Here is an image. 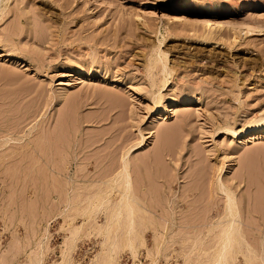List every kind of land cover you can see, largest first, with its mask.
<instances>
[{
	"label": "rangeland",
	"instance_id": "374dc122",
	"mask_svg": "<svg viewBox=\"0 0 264 264\" xmlns=\"http://www.w3.org/2000/svg\"><path fill=\"white\" fill-rule=\"evenodd\" d=\"M0 264H264V0H0Z\"/></svg>",
	"mask_w": 264,
	"mask_h": 264
},
{
	"label": "bare ground",
	"instance_id": "6f19581e",
	"mask_svg": "<svg viewBox=\"0 0 264 264\" xmlns=\"http://www.w3.org/2000/svg\"><path fill=\"white\" fill-rule=\"evenodd\" d=\"M3 9V8H2ZM206 14H211V10L210 9H206ZM204 25H205V27H208L209 28V30H211L212 29V27H216L217 29H222L223 27L221 26V25H219V24H212L211 23V21L209 20V19H206L205 20V23H204ZM8 56H10V55H8ZM11 59V58H10ZM168 109L169 108H165V113L166 112H169L168 111ZM260 129V128H259ZM251 130V129H249V128H245V129H243V130H241L240 132H238V134H240V135H246V133L247 132H249V131ZM254 130V129H253ZM255 131V130H254ZM257 131V130H256ZM234 134H237V133H234ZM138 146V145H137ZM133 147V146H132ZM138 149V148H137ZM130 152V151H129ZM126 154L128 155L129 153H128V151L126 152ZM125 155V154H124ZM125 158H127V156H125ZM124 159V158H123ZM124 161V160H123ZM125 163V165H124V167H122L121 169H122V172H121V175H117L118 177H119V179H118V181H115L116 182V184L118 185L119 184V181H120V184H119V186L118 187H122V193L120 194V198H121V201H117V204H120L119 202H121L122 203V205L124 206V205H127V210L126 211H128V213L131 211V210H133L134 208V206H132V204H130L129 202L130 201H132L131 200V198L133 199V194L131 193L132 191V181L130 180V175H129V171H128V169L127 168H129L127 165H130L129 164V162H124ZM128 163V164H127ZM123 164V163H122ZM121 165V164H120ZM120 174V173H119ZM118 177H116V178H118ZM120 178L122 179V180H120ZM218 182H220V181H218ZM218 182H216V183H218ZM122 184V185H121ZM223 183H219L218 184V186H219V188L218 189H220V191H223L224 193H226V196H228V213H227V215H226V217H225V219H226V222L224 223L225 224V226H224V224L222 225L223 226V229H222V231H221V233H222V237L220 238V240L222 239V241H221V245H220V247H221V249H220V252L219 253H224V252H228V251H230L229 250V248H230V246H231V242H233L234 240H233V238H235V237H233L235 234H234V231H236L235 230V222H236V217H237V210H236V207L237 206H235V200H234V198L232 197L233 195H231L229 192V194L227 195V192L225 191L226 190V188L222 185ZM121 185V186H120ZM217 186V187H218ZM226 186V185H225ZM109 189V188H108ZM111 189V188H110ZM119 191V190H118ZM219 191V192H220ZM221 193V192H220ZM234 193V192H233ZM223 194V193H222ZM231 195V196H230ZM119 199V198H118ZM226 200V199H225ZM134 201V200H133ZM104 202V201H103ZM137 202V201H136ZM131 203H133V202H131ZM135 203V202H134ZM134 203H133V205H134ZM130 205H131V207L133 208H130V210H128V207H130ZM117 206V205H116ZM123 206L121 207V205H119V207H121V209H119V208H117L116 209V211H119V210H121L120 212L122 213L123 211H125L124 209H126V207H124L123 208ZM144 207V206H143ZM119 209V210H118ZM144 210V209H143ZM115 211V212H116ZM125 211V212H126ZM132 212V211H131ZM131 212H130V214H131ZM227 212V211H226ZM121 213H120V215H121ZM117 214H119V212H117L116 213V216H115V218L116 217H118V216H120V215H118L117 216ZM122 214H124V212L122 213ZM126 214V213H125ZM130 214H126V216L127 215H129L130 217L131 216H133V215H130ZM134 214V213H133ZM121 217V216H120ZM128 217V216H127ZM127 217H125V219L128 221V222H130L129 220L130 219H134V217L133 218H130V219H127ZM111 220V219H110ZM131 222H134V221H131ZM130 222V223H131ZM128 224V223H127ZM131 224H129V226H130ZM109 229V228H108ZM129 229H131L130 227H129ZM239 229V228H238ZM236 235H237V233H236ZM238 236V235H237ZM237 238V237H236ZM233 240V241H232ZM234 244H235V241H234ZM130 248V247H129ZM231 250H232V247H231ZM219 251V250H218ZM222 253V254H223ZM227 254V253H226ZM225 254V255H226ZM219 256L223 259L225 256H221V254H219ZM227 256V255H226ZM217 257H218V255H217ZM216 257V258H217ZM218 259H219V261H224L225 260V258H224V260H222V259H220L219 257H218ZM217 261V260H216ZM218 262V261H217ZM222 263V262H221ZM224 263V262H223Z\"/></svg>",
	"mask_w": 264,
	"mask_h": 264
}]
</instances>
